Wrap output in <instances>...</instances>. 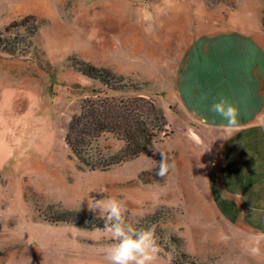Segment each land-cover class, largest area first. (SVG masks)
Listing matches in <instances>:
<instances>
[{
  "label": "rangeland",
  "instance_id": "obj_1",
  "mask_svg": "<svg viewBox=\"0 0 264 264\" xmlns=\"http://www.w3.org/2000/svg\"><path fill=\"white\" fill-rule=\"evenodd\" d=\"M204 39L263 54L264 0H0V264H106L105 229L57 216L76 210L87 225L104 223L92 204L111 196L126 202L127 223L155 227L156 264H264V222L250 204L230 216L231 192L209 174L203 143L220 133L205 140L211 128L178 99L185 68L209 52ZM14 41L10 55L3 45ZM76 61L126 79L130 91L117 97L144 96L164 114L165 132L148 151L107 172L74 158L68 124L105 89ZM99 145L122 147L111 136ZM160 150L173 164L164 177L156 175Z\"/></svg>",
  "mask_w": 264,
  "mask_h": 264
},
{
  "label": "crops",
  "instance_id": "obj_2",
  "mask_svg": "<svg viewBox=\"0 0 264 264\" xmlns=\"http://www.w3.org/2000/svg\"><path fill=\"white\" fill-rule=\"evenodd\" d=\"M202 43L208 44L206 51L209 52L204 55V60L196 62V67L192 65L193 71L191 65L185 68L186 75L177 91L178 99L186 112L194 114L198 121L201 117L206 118L211 125L205 127L199 121L200 127L211 128L208 133L211 136H205V140L212 139L214 131L220 133L216 125L221 120L210 111L212 103L224 98L237 108L238 129L231 138L218 141L220 135H214L218 141L216 144H213L214 140H208L209 144L200 142L211 178L219 175L222 192L226 191L223 187L231 192H224L227 196L224 199L231 201L228 204L223 202L228 214L237 217L241 207L250 204L259 217L256 221L264 222V214L260 213V210L264 212V140L260 134L264 127V52L260 55L255 48L248 50L246 45H239L234 47L232 54L228 51L232 47L225 44V39L220 44L206 39ZM228 63L233 69H224ZM210 184L209 191L218 190L217 183Z\"/></svg>",
  "mask_w": 264,
  "mask_h": 264
},
{
  "label": "trees",
  "instance_id": "obj_3",
  "mask_svg": "<svg viewBox=\"0 0 264 264\" xmlns=\"http://www.w3.org/2000/svg\"><path fill=\"white\" fill-rule=\"evenodd\" d=\"M19 43H4L3 47L10 55H15ZM73 67L105 87L104 90H93L90 97L85 99L80 113L72 117L68 124L65 141L81 166L94 172H107L138 158L165 132L168 124L166 117L151 100L141 95L128 98L116 96L130 91L129 86L123 84L126 79L110 70L96 68L91 63L76 61ZM107 136L122 145L119 151L112 152L110 148L100 147V140ZM57 217V220L61 218L58 221L62 223L105 229L100 220L87 225L80 211L65 212ZM153 219L159 221V217L154 216Z\"/></svg>",
  "mask_w": 264,
  "mask_h": 264
},
{
  "label": "clouds",
  "instance_id": "obj_4",
  "mask_svg": "<svg viewBox=\"0 0 264 264\" xmlns=\"http://www.w3.org/2000/svg\"><path fill=\"white\" fill-rule=\"evenodd\" d=\"M210 111L220 117L221 122L216 125L220 131L218 138L229 139L238 129V110L226 99L220 98L212 103ZM205 127H211L206 118H199ZM162 152V159L157 176L164 177L173 167L170 159ZM92 209L99 210L104 219V228L111 243L106 247V264H156L161 251L155 227L137 228L127 223L125 213L126 202L115 196L94 200ZM262 237L258 236L255 243L258 245ZM258 249L253 247L255 253Z\"/></svg>",
  "mask_w": 264,
  "mask_h": 264
}]
</instances>
